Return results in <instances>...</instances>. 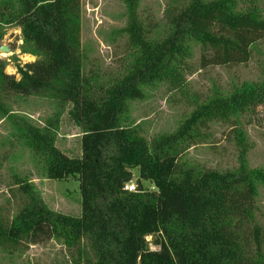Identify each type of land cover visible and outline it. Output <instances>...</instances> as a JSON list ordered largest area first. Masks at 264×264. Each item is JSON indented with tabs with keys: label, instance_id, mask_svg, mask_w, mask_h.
<instances>
[{
	"label": "trees",
	"instance_id": "16d2710c",
	"mask_svg": "<svg viewBox=\"0 0 264 264\" xmlns=\"http://www.w3.org/2000/svg\"><path fill=\"white\" fill-rule=\"evenodd\" d=\"M123 1V32L135 55L124 75L100 82L82 69L81 0H0V23L17 24L35 56L17 68L18 79L0 60V114L9 113L10 94L48 95L71 103L70 119L81 129V156L70 157L55 145L59 112L42 127L20 125L49 179H78L81 213L50 209L17 177L23 206L10 221L0 216V247L10 251L55 238L64 249L54 264H264V228L255 219L264 170L248 167L250 145L234 118L264 105V79L242 82L227 94L213 92L177 130L150 142L126 124L128 102L143 96L142 85L183 86L189 40L202 48L201 68L249 61L251 45L264 39L260 0H182L166 10L163 37L155 36L153 21H141L138 0ZM211 121L231 126L238 149L233 169L179 163L206 137ZM135 167L139 178L129 191ZM150 243L159 248L151 250Z\"/></svg>",
	"mask_w": 264,
	"mask_h": 264
},
{
	"label": "rangeland",
	"instance_id": "374dc122",
	"mask_svg": "<svg viewBox=\"0 0 264 264\" xmlns=\"http://www.w3.org/2000/svg\"><path fill=\"white\" fill-rule=\"evenodd\" d=\"M182 0H138V15L143 22L156 24L155 36L163 37L166 10ZM205 2L211 0H203ZM259 5L264 12V0ZM128 22L123 0H81V55L84 74H96L100 82L124 75L135 52L123 32ZM190 56L186 58L189 71L183 86L171 89L165 82L156 81L141 86L143 96L128 102L126 124L135 126L148 142L156 136L177 130L192 110L213 95L227 94L242 82L264 79V39L251 45V57L246 63L209 65L201 68L200 44L187 42ZM0 45L10 52L0 51L4 72L19 78L18 67L35 60L31 48L23 44L20 27L0 23ZM8 114H0V216L10 221L23 206V196L16 178L29 182L39 198L52 210L79 216L81 195L75 176L49 179L44 161L25 142L18 128L23 122L42 127L45 121L60 113L55 145L70 157L81 156V129L69 116L71 103H60L48 95L21 96L10 94L5 99ZM245 132L249 149L246 162L250 169L264 170V105L234 116ZM206 137L188 148L179 163L201 169L227 170L238 165V149L231 126L211 121ZM131 183L139 178L138 168H132ZM143 188H151L141 180ZM257 210L255 219L264 228V182L256 184ZM151 240V237H148ZM148 240V241H149ZM150 245H154L150 243ZM61 241L53 238L34 244L22 242L19 247L4 250L0 247V264H54L63 254Z\"/></svg>",
	"mask_w": 264,
	"mask_h": 264
},
{
	"label": "built area",
	"instance_id": "2783aa9c",
	"mask_svg": "<svg viewBox=\"0 0 264 264\" xmlns=\"http://www.w3.org/2000/svg\"><path fill=\"white\" fill-rule=\"evenodd\" d=\"M125 189H127L129 191H135L136 190V184L129 182L128 184L125 185ZM147 240H149V239L147 238ZM149 248L151 250H157L159 247L156 245H149Z\"/></svg>",
	"mask_w": 264,
	"mask_h": 264
},
{
	"label": "water",
	"instance_id": "95a60500",
	"mask_svg": "<svg viewBox=\"0 0 264 264\" xmlns=\"http://www.w3.org/2000/svg\"><path fill=\"white\" fill-rule=\"evenodd\" d=\"M0 51L2 52H10V48L5 45H0Z\"/></svg>",
	"mask_w": 264,
	"mask_h": 264
}]
</instances>
